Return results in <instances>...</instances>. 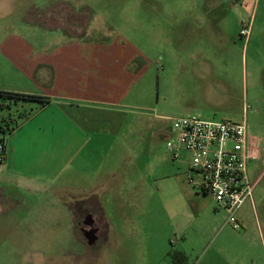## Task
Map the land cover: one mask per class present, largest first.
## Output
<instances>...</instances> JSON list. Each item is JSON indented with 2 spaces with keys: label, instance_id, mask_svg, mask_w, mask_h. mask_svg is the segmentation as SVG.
I'll return each mask as SVG.
<instances>
[{
  "label": "rangeland",
  "instance_id": "1",
  "mask_svg": "<svg viewBox=\"0 0 264 264\" xmlns=\"http://www.w3.org/2000/svg\"><path fill=\"white\" fill-rule=\"evenodd\" d=\"M256 1L244 5L241 16L230 6L212 12L213 24L218 17L229 15L227 31L234 37L229 44L231 57L213 55L207 61L208 76L199 77L188 73L187 67H199L200 61L189 56L184 38H177L175 44L157 43L161 37L157 11L188 8L190 0H0V40L8 33L26 30V36H31L32 6L53 8L65 3L81 17L79 25L86 28L89 24L88 29L94 30H88L89 35L124 36L145 53L147 63L128 102L115 109L116 113H108L114 120H100L99 128L108 135L131 128L147 146L149 167L142 171V178L132 171L131 189L112 190L110 196H114L108 195L112 200L102 207L112 230L93 246L82 243L78 233L82 203L76 172L71 171L77 161L67 159L72 166L65 184L63 179L60 183L58 172L48 173L53 181L31 191L5 182V192L0 193V264H264V51L257 52L264 35V0L257 14ZM73 16H68L69 24ZM252 16L255 28L245 46L239 38L240 24ZM169 21L175 19L169 17ZM33 28L39 34L44 30L39 23ZM183 28L186 33V26ZM22 106L26 105L2 110L0 104V118L13 117L10 125L15 126L17 111L28 109ZM190 116L247 125L254 207L248 201L238 212L240 230L226 223L228 214L217 210L211 196L189 184V160L187 168L160 179L162 161L171 162L166 145L173 134V120ZM7 126L0 122V138L4 139L2 130L7 131ZM104 153L102 150L96 165L115 169L117 158H104ZM137 154L129 147L121 158L134 162ZM49 162L56 165L54 157L47 162L51 165ZM4 163H0V174ZM112 173L119 175L116 170L108 178ZM111 216L116 219L112 221Z\"/></svg>",
  "mask_w": 264,
  "mask_h": 264
},
{
  "label": "crops",
  "instance_id": "2",
  "mask_svg": "<svg viewBox=\"0 0 264 264\" xmlns=\"http://www.w3.org/2000/svg\"><path fill=\"white\" fill-rule=\"evenodd\" d=\"M190 2L188 8L168 7L157 11V28L161 34L160 38L157 37V43L161 41L162 44H175L178 42L177 38H184L183 44L189 51V56L200 61L199 67L189 65L188 73L199 77L205 74L208 76L207 61L212 60L213 55L222 59L230 58L229 44L234 40L227 31L229 15L218 17L213 24L212 12L223 6H230V10L241 16L243 6L248 7L252 0H216L214 4L212 0H204V4H200L199 0ZM260 3L261 0H258L254 7L256 14L260 10ZM46 7H31V36H26V30L24 33H8L0 40V92L36 96L46 100V103L0 100L2 110H11L14 104L16 107L25 104L22 107L28 108L17 111L19 122L16 121L15 126L10 125L13 117H3V120L0 118L2 124L8 125L3 135L6 155L0 174V193L5 192L2 187L5 182L12 184L9 185L12 188L21 187L28 191L37 189L38 184L44 186L53 181L47 176L50 172H58L60 183L63 179L65 184L72 166L66 163L67 159L71 163L77 161L71 171L75 170L80 186V201L82 209L84 208L81 215L90 214L100 235L106 236L112 230L105 222L107 218L102 207L112 200L108 195L117 193L118 189H131L132 171L136 170L142 178V171L149 167L145 159L147 146L138 138L139 135L132 133L131 128L120 133L124 138L119 133L103 134L105 132L100 131L99 122L114 120L108 118V113H116L115 109L128 102L147 58L144 52L133 47L134 44L124 36L100 38L89 35L88 30H94L88 29L89 24L86 28L79 25L81 17L67 4ZM261 11L264 16V6ZM69 15H75L70 24ZM169 17H173L175 22H170ZM36 23L41 24L44 29L41 34L33 28ZM183 25L187 28L186 33ZM254 28L253 22L252 35ZM258 51L259 54L264 51V35ZM105 138L108 142H104ZM117 146L120 148L117 149ZM129 147L138 151L134 162H125L121 158ZM102 150L105 152L104 158L109 155L113 159L117 158L115 169L112 167L108 171L107 167L104 170L96 165ZM67 156H71L70 159ZM53 157L56 165L50 162L49 165L47 162ZM188 160L187 154L178 161L171 158V162L163 160L159 170L162 174L160 179L174 176V172L184 166L187 168ZM116 170L118 177L113 175L114 172L108 178L109 173ZM193 174L189 171L188 182L199 191L189 181H199V176ZM123 201H126L125 198ZM121 217L122 215L119 216ZM110 218L112 221L116 219L115 216Z\"/></svg>",
  "mask_w": 264,
  "mask_h": 264
},
{
  "label": "built area",
  "instance_id": "3",
  "mask_svg": "<svg viewBox=\"0 0 264 264\" xmlns=\"http://www.w3.org/2000/svg\"><path fill=\"white\" fill-rule=\"evenodd\" d=\"M253 21L252 16L240 26L239 36L245 46L252 35ZM172 128V138L166 145L170 158L178 161L184 154L189 156V169L200 178L190 179V183L210 195L217 210L228 214L226 223L240 230L237 214L252 202L255 187L248 172L251 155L247 125L190 116L174 119ZM5 153V144L0 142V163Z\"/></svg>",
  "mask_w": 264,
  "mask_h": 264
},
{
  "label": "flooded vegetation",
  "instance_id": "4",
  "mask_svg": "<svg viewBox=\"0 0 264 264\" xmlns=\"http://www.w3.org/2000/svg\"><path fill=\"white\" fill-rule=\"evenodd\" d=\"M83 209L81 208V210ZM78 221L80 222L78 233L82 243H85L87 246H93L95 243L102 240L103 236L100 235V231L95 228L94 219L90 214L81 215Z\"/></svg>",
  "mask_w": 264,
  "mask_h": 264
},
{
  "label": "trees",
  "instance_id": "5",
  "mask_svg": "<svg viewBox=\"0 0 264 264\" xmlns=\"http://www.w3.org/2000/svg\"><path fill=\"white\" fill-rule=\"evenodd\" d=\"M0 100H6V101H37L46 103L45 99L36 97V96H29V95H22V94H16V93H8V92H0ZM5 134V131L2 130V135ZM0 142L4 143V139L0 138Z\"/></svg>",
  "mask_w": 264,
  "mask_h": 264
}]
</instances>
